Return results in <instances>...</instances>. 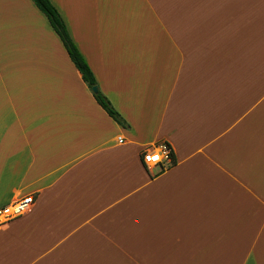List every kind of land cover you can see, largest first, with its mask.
Listing matches in <instances>:
<instances>
[{
    "label": "crops",
    "instance_id": "obj_1",
    "mask_svg": "<svg viewBox=\"0 0 264 264\" xmlns=\"http://www.w3.org/2000/svg\"><path fill=\"white\" fill-rule=\"evenodd\" d=\"M50 2L128 127L0 0V264H264V0Z\"/></svg>",
    "mask_w": 264,
    "mask_h": 264
},
{
    "label": "trees",
    "instance_id": "obj_2",
    "mask_svg": "<svg viewBox=\"0 0 264 264\" xmlns=\"http://www.w3.org/2000/svg\"><path fill=\"white\" fill-rule=\"evenodd\" d=\"M35 6L40 10L45 17L47 18L50 26L54 30V32L58 35L61 40L64 48L66 49L68 56L76 69L79 71L82 80L87 85L89 89L93 86H97L96 79L88 66L87 62L78 51L76 45L72 41L66 25L60 16L58 10L54 7V5L50 2V0H32ZM92 95L98 105L119 125L124 128L128 127L126 121L121 117V115L116 111V109L112 106L108 98L98 89L96 93L92 92ZM172 164H174L175 157L172 152Z\"/></svg>",
    "mask_w": 264,
    "mask_h": 264
},
{
    "label": "built area",
    "instance_id": "obj_3",
    "mask_svg": "<svg viewBox=\"0 0 264 264\" xmlns=\"http://www.w3.org/2000/svg\"><path fill=\"white\" fill-rule=\"evenodd\" d=\"M172 147L166 143H158L151 148L141 150L140 159L145 167L164 166L172 164ZM34 202L32 195H26L18 198L4 206L0 207V223L15 219L26 213Z\"/></svg>",
    "mask_w": 264,
    "mask_h": 264
},
{
    "label": "water",
    "instance_id": "obj_4",
    "mask_svg": "<svg viewBox=\"0 0 264 264\" xmlns=\"http://www.w3.org/2000/svg\"><path fill=\"white\" fill-rule=\"evenodd\" d=\"M90 90H91V92L96 93L98 91V87L93 86Z\"/></svg>",
    "mask_w": 264,
    "mask_h": 264
},
{
    "label": "rangeland",
    "instance_id": "obj_5",
    "mask_svg": "<svg viewBox=\"0 0 264 264\" xmlns=\"http://www.w3.org/2000/svg\"><path fill=\"white\" fill-rule=\"evenodd\" d=\"M44 15V14H43ZM45 16V15H44ZM61 41V40H60Z\"/></svg>",
    "mask_w": 264,
    "mask_h": 264
}]
</instances>
